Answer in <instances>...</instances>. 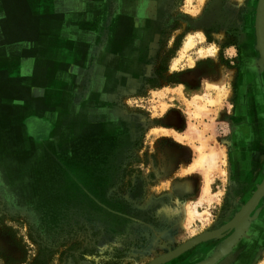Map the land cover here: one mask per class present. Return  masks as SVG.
Returning a JSON list of instances; mask_svg holds the SVG:
<instances>
[{"label":"rangeland","instance_id":"rangeland-1","mask_svg":"<svg viewBox=\"0 0 264 264\" xmlns=\"http://www.w3.org/2000/svg\"><path fill=\"white\" fill-rule=\"evenodd\" d=\"M14 2L0 45L24 55L44 35L45 5ZM121 2L146 18L148 72L122 96L127 112H85L91 127L58 150L41 144L59 134L56 122L29 126L0 85V264H149L198 237L162 264H240V244L253 252L248 264H264L259 0ZM25 55L37 60L36 49Z\"/></svg>","mask_w":264,"mask_h":264},{"label":"crops","instance_id":"crops-1","mask_svg":"<svg viewBox=\"0 0 264 264\" xmlns=\"http://www.w3.org/2000/svg\"><path fill=\"white\" fill-rule=\"evenodd\" d=\"M14 1L0 0V20L5 16L6 2ZM28 1L33 6L45 5L40 10L43 17L39 28L44 35L24 48L36 49L37 60L29 62L22 46L0 45V85L9 84L7 104L22 121L31 123L29 126L56 122L59 134L50 135L41 144L62 150L76 142L85 112H104L106 117L109 112H127L120 100L136 91L146 77L145 51L138 49L136 63L129 49L110 44L108 0ZM182 81L191 83L187 74H182ZM184 86L175 88L183 92ZM182 97L178 92L176 108L171 110L176 120L177 113L183 111L179 105ZM28 111L33 113L27 115Z\"/></svg>","mask_w":264,"mask_h":264},{"label":"flooded vegetation","instance_id":"flooded-vegetation-1","mask_svg":"<svg viewBox=\"0 0 264 264\" xmlns=\"http://www.w3.org/2000/svg\"><path fill=\"white\" fill-rule=\"evenodd\" d=\"M122 5H124V2H121V0H108V7H109L108 14L110 16L109 25H108V29L110 30L109 42L111 45H115V48L129 49L131 51V57L137 58L136 63L139 60L138 49L144 50L145 52L142 51V53H140V56L143 58L145 54L146 66H147V50L144 43L145 35L141 33V32H146V30L144 28L145 25L143 26V23L140 22V21H145L144 19L146 18L139 19V17L128 12L127 9H124L122 11L121 10ZM144 81H146V78H144L141 84H143ZM83 125L91 127V125L88 123H85ZM92 126L93 129L95 130H104V126L102 123H95ZM82 127L79 128L82 130ZM102 139L103 142L104 138ZM240 245L242 246V244ZM241 246L240 249L238 250V254L240 253V264H248V262L254 259V257H252L253 252L249 253L250 250L248 248H244V247L241 248ZM245 249H247V252Z\"/></svg>","mask_w":264,"mask_h":264},{"label":"water","instance_id":"water-1","mask_svg":"<svg viewBox=\"0 0 264 264\" xmlns=\"http://www.w3.org/2000/svg\"><path fill=\"white\" fill-rule=\"evenodd\" d=\"M256 32H257V42L258 47L261 52L262 59L264 61V0H259L258 8H257V19H256ZM204 238L198 237L193 242L188 243L175 251H172L168 254H164L154 261L150 262L149 264H162L167 260L180 255L187 251L190 247L194 246L195 244L201 242Z\"/></svg>","mask_w":264,"mask_h":264},{"label":"bare ground","instance_id":"bare-ground-1","mask_svg":"<svg viewBox=\"0 0 264 264\" xmlns=\"http://www.w3.org/2000/svg\"><path fill=\"white\" fill-rule=\"evenodd\" d=\"M189 45H190V44L188 43V44H187V47H188ZM246 50H248V49H246ZM251 54H252V53H251ZM211 85H212V84H211ZM213 87H214V86H213ZM196 97H197V96H196ZM204 104H205V103H204ZM207 104H208V103H207ZM209 104H210V103H209ZM205 156H206L205 154H203V156H200L199 159H198V161H196V163L194 164V166H195V165H200V164H202V162L205 160ZM205 190L208 191V187H206ZM189 213H192V212H188V214H189Z\"/></svg>","mask_w":264,"mask_h":264}]
</instances>
